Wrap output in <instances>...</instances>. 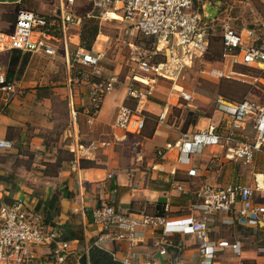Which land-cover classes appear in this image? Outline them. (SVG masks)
<instances>
[{
    "label": "built area",
    "instance_id": "built-area-1",
    "mask_svg": "<svg viewBox=\"0 0 264 264\" xmlns=\"http://www.w3.org/2000/svg\"><path fill=\"white\" fill-rule=\"evenodd\" d=\"M86 1L91 4L92 11L97 12L91 16L102 18L110 12L114 13L117 19L125 23V36L142 37L152 41L154 49L151 54L136 61L137 71L146 79L150 75L168 77V68L171 66L179 73L208 52L212 22L204 10L194 8L193 0ZM75 2L76 0H58L54 13L47 15L26 9L19 10L12 30L8 33L0 32V52L18 50L22 55L54 57L57 55V49L61 47L68 68L77 67L83 70L82 75L90 70L97 78L89 85L90 103L86 113L87 122L91 123L98 114L103 97L117 84L118 76L111 74L103 78L99 65L102 57L100 51L85 50L81 46L82 16L74 12ZM219 31L223 49L222 68L212 69L209 73L212 77L230 78L234 73L232 68L236 64L264 68V38L254 29L237 28L227 21H222ZM152 55L162 56L163 59L152 60ZM144 78L134 74L125 84L126 95L137 99L138 102L146 99L148 90L143 85L149 84L142 81ZM71 80L70 78L69 81ZM23 89L17 77L14 75L7 78L5 67L0 65V102L9 104L24 93ZM178 97L188 104L194 99L193 93L180 86ZM138 102L134 109L125 104L119 106L114 119L115 127L136 134L142 131L145 118ZM69 104L75 114L70 95ZM215 109L227 118L226 131L221 132L211 126L184 136L174 145L178 148L179 160L188 162L191 154L224 142L236 145L229 154L230 158L250 162L254 154L261 152L264 147V106L247 97L240 101H228L217 95ZM164 116L165 113H161L159 119L163 120ZM248 122L254 131L252 140L237 141V133L243 130ZM103 144L108 142L103 141ZM97 146L98 143L90 142L88 145L79 146L78 152L86 156ZM172 146L168 144L166 150ZM13 147L12 139L0 137V150L8 151ZM164 153L160 149L157 151L159 156ZM177 188L182 187L179 185ZM2 195L3 185L0 182V264H67L70 257H73L77 264H81L79 260L84 257L82 263L90 264L88 257L91 250L107 251L113 260L123 264H155L138 261V253L134 247L143 241L146 231L154 235L156 230H159L160 234L153 238L151 245L159 256H167V245L175 234H188L196 241V264H219L216 258V244L209 236L210 216L225 213V223L242 226L264 222V206L255 203L250 186L239 182L222 187L205 183L199 189L197 200L191 205L193 213L186 219L170 221L165 216L135 214L120 206L100 202L91 210L96 234L82 252L75 254V248L71 247L70 241L61 237L59 228L44 224L39 214L29 211L22 199L5 202ZM119 242H124L128 248L126 254L121 256L107 247ZM44 245H52V248L46 254L37 256V250ZM232 249L239 254V243L232 244ZM166 264L185 263L177 257Z\"/></svg>",
    "mask_w": 264,
    "mask_h": 264
},
{
    "label": "crops",
    "instance_id": "crops-1",
    "mask_svg": "<svg viewBox=\"0 0 264 264\" xmlns=\"http://www.w3.org/2000/svg\"><path fill=\"white\" fill-rule=\"evenodd\" d=\"M208 9L205 8L204 12L208 13ZM98 39L100 38L98 37ZM95 43H98L97 39ZM6 63L7 61H5L3 67H6ZM88 88H86L88 91L87 97L81 101L82 104L87 103L86 108L90 103V86ZM69 95L72 97V107L75 110V99L71 92ZM33 97V95H24L23 97L14 98L6 106L5 110H7V113L2 112V103L0 102V137L7 138L5 136L7 128L19 123V119H25L18 112L26 111L25 109L30 104L29 98ZM37 102V105L42 103L41 101ZM127 102H132V109H134L138 101L127 96L126 89L124 93L113 89L103 97L98 114L91 123L87 122L86 108L84 109L86 126L90 130L106 132V134L114 136L115 142L105 139L90 141L95 144L98 143V146L86 156L81 155L78 152V148L79 146L88 145L90 142L88 144H82L78 141L75 144L72 143L70 152L75 158L70 160L62 159L60 166L56 165L59 168L57 173L46 175L41 185H32L25 181L26 179H15L14 177L15 185L12 190H9L10 196L7 201L17 198L22 199L29 211L39 214L43 221V207L45 203L54 197L55 202L51 212V222L60 229L61 237L70 241L71 247L75 248V254L82 252L85 245L96 234V228L92 224L91 210L100 202L120 206L124 210L135 214L146 213L165 216L168 220L174 221L179 218L186 219L193 213L191 205L197 200V194L203 184L207 183L222 187L230 183L239 182L250 186L253 194L256 191L258 204L264 206V147L261 152L255 153L253 159L248 163L243 160L230 158L229 154L236 145L224 142L221 145L205 147L201 151L191 154L188 162H181L178 158V148L174 145L183 136L211 126L217 128L218 131H226L228 122L222 113L214 109V114L211 117H203L198 123H190L187 131L181 133L169 125H163L162 120L159 119L160 121L155 128L150 129L145 123L142 131L136 134L114 126V119L119 106L122 104L129 106ZM148 102V97L138 102V107L142 112L146 109L145 105ZM76 103H79L77 99ZM176 103L178 106L181 105L177 101ZM67 104L76 132L78 131L76 123L77 111L75 110V114L71 111L69 96ZM147 110L155 115H160L161 113L166 114L167 108L161 112L159 108H152L150 105ZM246 127L237 133L236 139L243 136ZM38 130V127L34 128L33 131L22 129L19 134V143L16 144V147L19 144L22 146L29 144L31 150L41 149L43 147V137L37 134ZM12 140L14 141V149L16 140ZM131 140H134V143L139 145V152L136 155V162L131 165H125L129 156L119 158V156H116L117 152L111 150V146L113 143L127 145ZM103 141L108 142V144L104 145ZM168 144L173 146L171 149L166 150ZM156 146L161 147L163 152H165L157 160L149 156L150 151ZM11 150H0V152H9ZM99 152L107 156L105 161L97 162L100 165L80 167L79 160L81 158L92 160L93 162ZM57 158L47 160V162L54 164ZM129 158H134V155ZM145 163L147 166L146 169H143ZM0 165L5 167V161L0 160ZM23 172L24 170L21 169V175H24ZM154 179L158 181L151 182ZM28 180L33 181V183L36 182L35 178ZM179 185L182 187L181 189L177 188ZM176 202L180 203V205ZM182 202L186 206L182 207ZM37 203L40 204L38 209H36ZM181 207L182 210L186 209V213H180ZM161 208L163 209V214L158 213ZM226 217L225 213H219L210 216L208 219L209 236L216 244L215 251L218 263L264 264V222H259L258 225L242 226L225 223L223 220ZM159 234V230H156L154 235L149 231L145 232L143 241L134 247L138 253V261L141 263L166 264L171 259L180 257L185 264H196L198 260L196 241L191 235L175 234L167 245V256L163 257L159 256L151 245L153 238ZM176 239L178 242L175 241ZM236 242L240 246L239 254L232 249V244ZM107 247L116 251L118 256L126 254L128 250L124 242L115 243ZM50 248H52V245H44L37 250L36 255L46 254ZM95 251L109 256L107 251L91 250L90 253ZM79 261L84 264L82 260ZM67 264H77V262L73 257H70L67 259Z\"/></svg>",
    "mask_w": 264,
    "mask_h": 264
},
{
    "label": "rangeland",
    "instance_id": "rangeland-1",
    "mask_svg": "<svg viewBox=\"0 0 264 264\" xmlns=\"http://www.w3.org/2000/svg\"><path fill=\"white\" fill-rule=\"evenodd\" d=\"M193 3L194 8L199 11L207 9L209 5V12L206 15L212 22L209 32L213 41L219 36V24L222 21H227L237 28H253L261 38H264V0H193ZM57 5L58 0L0 2V31L8 33L12 30L19 10L26 9L47 15L53 14ZM214 7H217L216 13L213 11ZM73 9L78 16H82L83 25L97 24L98 33L92 44V50H99L102 55L99 64L102 68L103 78L111 74H117L118 82L114 87L115 90L124 93L125 84L134 74L145 77L137 71L136 61L140 57H148L151 54L154 49L152 42L142 37L131 38L125 36L123 34L125 23L116 19L114 13L110 12L102 18L91 17L97 12L92 11L91 4L86 0H76ZM86 14L90 15L87 16ZM212 16L213 18H211ZM96 39L98 40L97 44L95 43ZM216 44L218 43L215 42L214 48H216ZM63 55L64 51L61 47L57 49V55L54 57L29 54L26 65L17 76L20 85L24 87V93L20 97L24 95H33L34 97L29 98L30 104L25 109L26 111L18 112L25 119H19V123L7 128L5 136L16 140L15 148L9 152H0V160L5 161V167L0 165V173L9 176L12 188L15 185L14 177L15 179H26L25 181L32 185H41L46 175L56 174L59 168L53 163H48L47 160L57 157L64 160L75 158L70 152L72 143L75 144L78 141L82 144H88L90 141L103 139L115 142L114 136L106 134V132L90 130L86 126L84 109L87 103L82 104L81 101L87 97L88 91L86 88L97 79L96 76L91 74L90 70L82 75L83 70L77 67L68 68ZM9 57L10 52H0V65H5V61ZM162 59V56L152 55V60ZM221 61V57H218L211 50V52H207L204 56L195 60L191 66L184 67L179 73L173 70L171 66L168 68V77L150 75L147 79L144 78L149 84L143 86L148 90L147 97L150 103L148 102L149 104L145 105L146 109L142 113L145 116V123L148 128H155L160 121L159 115L147 110L151 105L152 108H159L161 112L167 108L162 120L163 125H169L179 133L185 132L190 123H198L203 117H211L214 114L215 98L217 95H222V91H226L227 95L232 96L235 101L247 97L258 101L264 106V68L236 64L232 68L234 73L231 74L230 78L212 77L209 73L212 69L222 68ZM70 78L71 81H69ZM178 86L193 93L194 99L189 102L190 105L177 97ZM37 89L47 93V97L36 99L35 92ZM70 92L75 99V110L77 111L78 131L76 132L67 104ZM76 99L79 101L78 104ZM37 101L42 103L37 105ZM176 101L181 105L175 104ZM127 103L132 108L133 103ZM6 106L2 104V112L4 113H7ZM36 127L39 128L37 134L43 137V147L34 150L30 149L29 144L24 146L19 144L16 147L22 129L33 131ZM253 135L254 131L250 122H248L243 136L238 137L237 140L246 142L252 140ZM134 142V140H131L127 145L113 143L111 146V150L117 152L116 156H119V158L134 155V158L128 157L125 165L136 162L139 145ZM159 149L162 150L161 147L157 146L153 148L149 156L157 160ZM106 158V155L100 152L97 153L93 165H100L97 162H103ZM237 162L239 163V161ZM146 166L145 163L143 169H146ZM21 169L24 170V175H21ZM34 178L35 183L28 180ZM157 181V179H154L151 182ZM256 197L257 192L254 191L253 198L255 203L258 204L259 201ZM176 203L180 205V203ZM181 206L186 205L182 202ZM182 207L180 213H186V209L182 210ZM175 241L178 242L177 239Z\"/></svg>",
    "mask_w": 264,
    "mask_h": 264
},
{
    "label": "trees",
    "instance_id": "trees-1",
    "mask_svg": "<svg viewBox=\"0 0 264 264\" xmlns=\"http://www.w3.org/2000/svg\"><path fill=\"white\" fill-rule=\"evenodd\" d=\"M96 18L95 16H91ZM98 33V26L97 24H90V25H81V31H80V42H81V46L85 49V50H91L92 49V44L94 42V39L96 37ZM147 39V38H146ZM149 40V39H148ZM150 42H152L151 40H149ZM215 42H217L218 44H216V48H214V44ZM211 50L218 55V57H222V53H223V49L221 46V42H220V36H218L215 41L212 40V37H209V46H208V52H211ZM28 57L29 54H21L20 51L18 50H11L10 51V57L9 59H7V63H6V75L7 78H12L15 74L16 77L19 75V73H21L22 69L24 68V66L26 65L27 61H28ZM158 61V60H157ZM222 95L225 96L224 98L228 101H235L233 100L234 98L232 96H230L229 94L227 95L226 91H222ZM221 95V96H222ZM47 97V93H45L44 91H42L41 89H37L35 92V98L36 99H41ZM242 100V99H240ZM238 100V101H240ZM62 161V158H57L56 162L54 163L55 165H59L60 166V162ZM79 165L80 167H92L93 162L92 160H88V159H84L81 158L79 160ZM9 176L8 175H3L0 174V182L3 185V200L6 202H12V201H7L9 195V190H12L11 187V182L9 180ZM54 202H55V198H51L50 201H48L47 203H45L44 207H43V223L46 225H53L54 224L51 222V212L54 208ZM40 206L39 203L36 204V209H38ZM159 214H163V209L161 208L160 211L158 212ZM175 242V241H174Z\"/></svg>",
    "mask_w": 264,
    "mask_h": 264
},
{
    "label": "flooded vegetation",
    "instance_id": "flooded-vegetation-1",
    "mask_svg": "<svg viewBox=\"0 0 264 264\" xmlns=\"http://www.w3.org/2000/svg\"><path fill=\"white\" fill-rule=\"evenodd\" d=\"M95 252L89 254L88 261L90 264H111L108 263V257L106 255Z\"/></svg>",
    "mask_w": 264,
    "mask_h": 264
},
{
    "label": "water",
    "instance_id": "water-1",
    "mask_svg": "<svg viewBox=\"0 0 264 264\" xmlns=\"http://www.w3.org/2000/svg\"><path fill=\"white\" fill-rule=\"evenodd\" d=\"M18 0H0V2H4V3H14V2H17ZM207 8H210L209 5L207 6ZM213 11L216 13L217 11V7H214L213 8ZM213 17V16H212ZM94 253V252H92ZM108 257V263H111V264H123L122 262L120 261H117V260H113L112 257L109 255L107 256ZM82 260L84 261V257L82 258Z\"/></svg>",
    "mask_w": 264,
    "mask_h": 264
},
{
    "label": "bare ground",
    "instance_id": "bare-ground-1",
    "mask_svg": "<svg viewBox=\"0 0 264 264\" xmlns=\"http://www.w3.org/2000/svg\"><path fill=\"white\" fill-rule=\"evenodd\" d=\"M142 81H143V82H148V81H146L145 79H142Z\"/></svg>",
    "mask_w": 264,
    "mask_h": 264
}]
</instances>
